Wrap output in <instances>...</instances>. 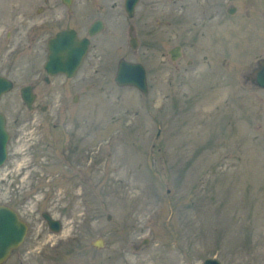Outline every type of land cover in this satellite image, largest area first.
Masks as SVG:
<instances>
[{
	"label": "rangeland",
	"instance_id": "rangeland-1",
	"mask_svg": "<svg viewBox=\"0 0 264 264\" xmlns=\"http://www.w3.org/2000/svg\"><path fill=\"white\" fill-rule=\"evenodd\" d=\"M136 11L135 52L116 8L75 76L49 82L32 50L61 25L31 46L29 23L0 34V75L14 82L0 99L11 135L0 202L29 225L24 264H264V90L247 79L264 59V0H140ZM121 57L145 65L146 94L115 84Z\"/></svg>",
	"mask_w": 264,
	"mask_h": 264
},
{
	"label": "water",
	"instance_id": "water-1",
	"mask_svg": "<svg viewBox=\"0 0 264 264\" xmlns=\"http://www.w3.org/2000/svg\"><path fill=\"white\" fill-rule=\"evenodd\" d=\"M98 25L99 23L95 27ZM87 44L88 40H79L74 31L63 30L58 32L49 41L48 60L45 64L46 71L50 74L64 72L67 76H72L81 63L82 57L87 49ZM115 80L118 85H134L140 90L146 91L145 72L140 64H133L126 61L121 62ZM256 82L259 86L264 87V63L257 72ZM11 86L12 84L9 80L0 76V94L8 91ZM21 93L23 100L30 108L34 98L30 88L23 87ZM4 125L5 119L3 114L0 113V165L6 157V141L8 139ZM44 217L51 226H54L52 227L53 229L58 230V222L52 220L46 213ZM25 228V224L13 210L0 205V262L21 241ZM205 264L220 263L217 260L207 259Z\"/></svg>",
	"mask_w": 264,
	"mask_h": 264
},
{
	"label": "flooded vegetation",
	"instance_id": "flooded-vegetation-1",
	"mask_svg": "<svg viewBox=\"0 0 264 264\" xmlns=\"http://www.w3.org/2000/svg\"><path fill=\"white\" fill-rule=\"evenodd\" d=\"M80 1L81 0H0V21L8 23L4 24V29L1 30H6L7 34L5 35L10 36L12 34V31H19V25L16 24L17 21L29 23L28 28H32V31L31 41L28 45L31 46L32 40L35 37L34 35L36 34V32L47 26L48 29H50L52 25L59 24L61 25V27H59V29H57L56 31L64 28H73L79 34L81 28L82 30H87L91 23L100 20L104 24V29L106 26L104 17H108L110 13L116 8H120L121 13L123 15L122 20H124V23H122V20H119L118 24L116 25L117 30L115 29V31L119 30L118 25L120 23H122L125 28L130 20L125 5L127 0H99L100 4H98L96 0H91L96 2L93 3L91 7L89 6L86 11L78 12V10L80 9H77V6L80 4ZM85 1L86 0H84V2ZM108 1L110 2V7L106 5ZM137 5L135 7L133 18L136 15ZM220 11L221 10L219 9V7L216 6L214 9V13H219ZM74 14L76 16H74ZM211 18L214 19V14H211ZM69 20H72L74 22L79 21V23L75 26H69L64 24V21L66 22ZM80 22L86 23L80 24ZM1 26L2 24H0V27ZM130 26H133V29L131 31ZM127 30L128 34H130L131 32L134 35L133 31H135L136 35H138V29L134 27V25H132L131 23L128 24ZM53 33L51 35H53ZM18 36L20 35H16V37ZM47 41H44V39L43 41L38 39L37 48L33 49L32 51L36 50V52L40 53V49L43 50V46H45L43 53H46ZM43 67L44 60L42 68ZM24 244H22L18 249L14 250L10 257L2 264L7 263L13 257L17 259V262L15 264H24L22 254L23 252H25V255H27V253L30 252L27 246L23 248ZM29 256L30 253L27 257L29 258Z\"/></svg>",
	"mask_w": 264,
	"mask_h": 264
}]
</instances>
